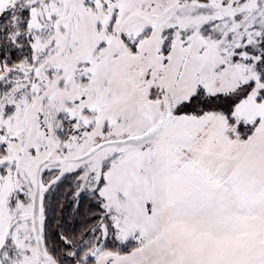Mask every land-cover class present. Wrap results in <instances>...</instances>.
Instances as JSON below:
<instances>
[{"label":"snow or ice","instance_id":"snow-or-ice-1","mask_svg":"<svg viewBox=\"0 0 264 264\" xmlns=\"http://www.w3.org/2000/svg\"><path fill=\"white\" fill-rule=\"evenodd\" d=\"M0 264H264V0H0Z\"/></svg>","mask_w":264,"mask_h":264}]
</instances>
